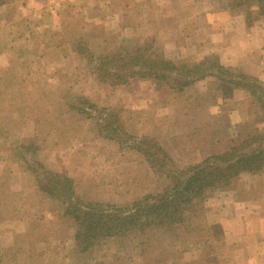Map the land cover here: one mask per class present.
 I'll return each mask as SVG.
<instances>
[{
	"label": "rangeland",
	"instance_id": "obj_1",
	"mask_svg": "<svg viewBox=\"0 0 264 264\" xmlns=\"http://www.w3.org/2000/svg\"><path fill=\"white\" fill-rule=\"evenodd\" d=\"M230 4L12 0L0 8V264H233L239 243L217 223L216 203L231 206L238 181L264 170L240 174L186 210L170 209V218L153 210L156 226L88 232L87 242L79 235L83 223L90 227V205L125 209L165 196L190 166L232 146L238 154L257 146L258 78L247 75L263 89L252 95L214 78L178 90L149 77L156 69L148 61L160 56L187 66L216 56L244 74L209 51L206 13L227 8L263 26L264 12ZM236 109L243 123H233ZM54 182L59 198L50 193ZM82 212L87 218L77 222Z\"/></svg>",
	"mask_w": 264,
	"mask_h": 264
},
{
	"label": "trees",
	"instance_id": "obj_2",
	"mask_svg": "<svg viewBox=\"0 0 264 264\" xmlns=\"http://www.w3.org/2000/svg\"><path fill=\"white\" fill-rule=\"evenodd\" d=\"M12 0H0V8L7 5ZM231 8L240 9L242 7H258V10L264 12V0H230ZM258 3V4H257ZM246 16H250V12H245ZM247 27L252 26L250 17H246ZM150 65L156 69L153 73L154 79L162 77V80L170 81V87L178 90H183L198 81H203L207 78H214L215 80L233 86L234 88H246L252 95H255L258 91H263L260 87V83L256 78L244 74H234L231 68L223 67L219 63V59L216 56H210L205 58L203 62L193 64L191 66L180 65V63H172L164 60L161 56L157 57L156 61H148ZM165 71L161 74L160 71ZM137 74V73H136ZM148 74H143L141 77H145ZM140 77V76H139ZM140 77V78H141ZM172 80V81H171ZM181 80V82H179ZM264 92V91H263ZM258 94L259 98L264 97V94ZM264 109V108H263ZM257 143L256 147H251L250 151L247 150L238 154V148L232 146L228 152L212 155L206 158L198 165L190 166L185 172H179L178 176L171 179L169 188L170 192L161 197L147 196L142 201H138L132 205L131 208H118L112 207L107 204H95L88 207L87 213L90 227L86 228L85 224L80 227V236H84L86 241L88 240V232H103L119 229L120 233L134 231L137 227H150L156 226L157 216H163L170 218L172 215L170 209H187L196 199H203L209 193L217 190L228 189L235 178L239 177L242 173L255 174L264 170V132L254 137ZM250 141V144L252 142ZM144 155L151 161L149 152H144ZM57 177V174H54ZM64 180V179H63ZM50 193L59 192L60 197L61 184L54 182L51 186ZM45 190L48 188L43 187ZM174 196H171V195ZM56 197V196H55ZM152 203V204H151ZM69 209L75 212V208L68 206ZM134 207V208H133ZM153 210L158 211L157 216L152 213ZM141 214H146V219H152V221H143ZM81 215L85 218L86 213H78V216L73 217L77 222L81 219ZM96 218L93 221L90 218ZM165 218V217H162ZM110 234L106 236L109 237ZM78 237L80 242H83V237ZM97 238L90 236L89 242ZM77 240V241H78ZM78 241V244L83 245Z\"/></svg>",
	"mask_w": 264,
	"mask_h": 264
},
{
	"label": "crops",
	"instance_id": "obj_3",
	"mask_svg": "<svg viewBox=\"0 0 264 264\" xmlns=\"http://www.w3.org/2000/svg\"><path fill=\"white\" fill-rule=\"evenodd\" d=\"M206 14L208 18L212 17L207 26V38L211 40L209 51H216L224 65L237 68L264 83V25L254 24L248 28L242 13L227 8ZM209 53L212 52L206 54ZM237 112L240 118L233 123H243L246 115L239 113L244 111H232L234 114ZM238 182L233 191L231 206L216 203L220 215L216 220L224 231L232 234L233 243H239L240 250L234 251L233 264H264V172ZM227 208L228 212L225 211ZM227 220L231 224H227Z\"/></svg>",
	"mask_w": 264,
	"mask_h": 264
}]
</instances>
